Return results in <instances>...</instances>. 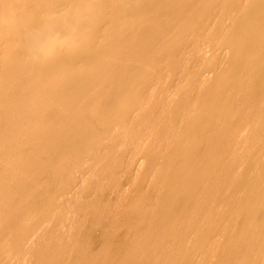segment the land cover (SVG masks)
Instances as JSON below:
<instances>
[{
	"label": "bare ground",
	"instance_id": "bare-ground-1",
	"mask_svg": "<svg viewBox=\"0 0 264 264\" xmlns=\"http://www.w3.org/2000/svg\"><path fill=\"white\" fill-rule=\"evenodd\" d=\"M0 264H264V0H0Z\"/></svg>",
	"mask_w": 264,
	"mask_h": 264
}]
</instances>
